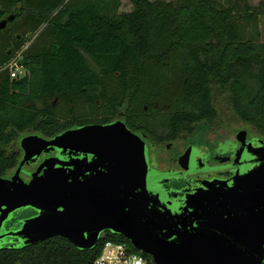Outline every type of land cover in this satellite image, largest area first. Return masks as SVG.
<instances>
[{
	"label": "trees",
	"instance_id": "16d2710c",
	"mask_svg": "<svg viewBox=\"0 0 264 264\" xmlns=\"http://www.w3.org/2000/svg\"><path fill=\"white\" fill-rule=\"evenodd\" d=\"M0 0V177L21 158L15 137H54L123 116L159 141L212 122L223 99L264 134V0ZM7 46V47H6ZM9 50L11 53L9 54ZM21 52L27 74L5 68ZM79 249L62 236L0 251V264H92L106 242ZM141 252L149 264L151 256Z\"/></svg>",
	"mask_w": 264,
	"mask_h": 264
},
{
	"label": "water",
	"instance_id": "95a60500",
	"mask_svg": "<svg viewBox=\"0 0 264 264\" xmlns=\"http://www.w3.org/2000/svg\"><path fill=\"white\" fill-rule=\"evenodd\" d=\"M13 19H2L0 29ZM238 137L232 179L176 192L165 183L178 175L153 169L143 137L123 120L51 139L27 135L13 177H0V239L10 237L7 247L22 249L62 236L88 250L109 231L156 264H264V139ZM56 149L42 174L22 179L26 163ZM18 210L25 211L20 225L1 234Z\"/></svg>",
	"mask_w": 264,
	"mask_h": 264
},
{
	"label": "flooded vegetation",
	"instance_id": "af4514ba",
	"mask_svg": "<svg viewBox=\"0 0 264 264\" xmlns=\"http://www.w3.org/2000/svg\"><path fill=\"white\" fill-rule=\"evenodd\" d=\"M9 16H14L15 19V15ZM10 53L11 50H9ZM222 105L224 107L222 113L219 112L218 105H216L218 115L214 121L198 122L194 127L181 130L177 136L167 141L153 139L144 133L135 132L130 128L133 132L143 137L148 148L149 163L153 169L159 174L172 173L178 175L169 180L168 183H165L168 189L170 188L177 192L192 189L203 181L232 179L238 170V166L235 164L242 146V141L238 137V134L240 132L244 133L247 142L254 138L264 139V134L240 119L242 125L233 130L230 127L232 123L224 121V116H230L231 121L238 118L230 106H226L224 102ZM117 120H123L126 123L122 115L110 123ZM45 138L51 139L53 137ZM20 151L21 158L19 164L24 156V151L21 146ZM58 155L59 150L57 149L48 153H41L36 162L26 163L24 165L23 171L20 173L22 179L25 182H30L34 174L40 175L45 170L43 164L45 159L57 157ZM17 167L11 176L2 177L12 178ZM23 211H16L12 215V218L16 216V219L10 218L9 221L4 223L1 234L12 231V229L20 225V219L25 217L24 215L22 218L20 216ZM9 238L3 237L0 239V251L4 249L9 250L7 247L9 245L7 243Z\"/></svg>",
	"mask_w": 264,
	"mask_h": 264
},
{
	"label": "built area",
	"instance_id": "2783aa9c",
	"mask_svg": "<svg viewBox=\"0 0 264 264\" xmlns=\"http://www.w3.org/2000/svg\"><path fill=\"white\" fill-rule=\"evenodd\" d=\"M20 58L21 52L5 67L11 70L13 78H21L27 74L26 69L18 62ZM92 264H149V262L145 255L135 251L127 243L108 241Z\"/></svg>",
	"mask_w": 264,
	"mask_h": 264
},
{
	"label": "rangeland",
	"instance_id": "374dc122",
	"mask_svg": "<svg viewBox=\"0 0 264 264\" xmlns=\"http://www.w3.org/2000/svg\"><path fill=\"white\" fill-rule=\"evenodd\" d=\"M123 1V4H122V7H121V11H125V12H130L132 9H133V6H132V3H131V0H122ZM249 3L251 5H258L260 2H262L263 0H248ZM260 29L263 30L264 29V19L261 20V24H260ZM19 62V60H18ZM219 104L216 103V105H218V110L220 113H222V111L224 110V107L222 105V103L224 102L223 99H220L219 101ZM225 105L227 106V104L225 103ZM224 121H227L229 123H232V126H230L233 130H235L236 128L240 127L242 124L240 122L239 119H234L233 121L230 120V116H224ZM30 134H37L35 133V131L33 130H27L25 132H21L19 133L16 137H15V140H14V145L13 147L14 148H20V140L22 137H25L27 135H30ZM14 169L10 170L8 173H7V176H11L12 173H13Z\"/></svg>",
	"mask_w": 264,
	"mask_h": 264
}]
</instances>
